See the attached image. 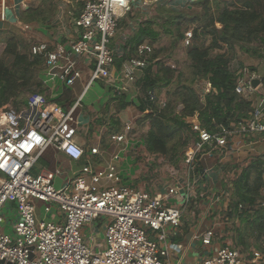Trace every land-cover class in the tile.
<instances>
[{"label":"built area","instance_id":"2783aa9c","mask_svg":"<svg viewBox=\"0 0 264 264\" xmlns=\"http://www.w3.org/2000/svg\"><path fill=\"white\" fill-rule=\"evenodd\" d=\"M157 2H86L72 20L75 36L54 47L34 44L30 46V55L43 57L46 82L59 80L71 86L81 78L83 68L91 67L83 93L95 81L104 82L116 92H124L122 79L133 81L136 70L144 71L155 62L151 60L153 47L150 43L136 46L134 54L114 75L112 40L119 22L134 8ZM2 4L4 6V2ZM192 38L191 31L184 34L186 47L191 45ZM253 79L262 86L263 79L259 75L243 68L234 87L235 94L249 103L247 117L227 125L215 124L212 132L200 125L197 114L191 118V131L195 136L183 154L182 180L171 178L165 193L152 194L123 183L112 162L96 169L87 163L59 188L53 185L54 179L61 175L59 170L39 175L31 173L48 147L70 161L84 156V148L75 140L76 113L83 93L69 108L50 102L40 93L30 95L22 108H0V260L11 264H167L164 258L168 246H161L160 242L166 239L165 228L180 226L184 211L196 193L197 181L191 176L199 168L201 156H208L212 150L222 155V150L228 146L236 150L241 139L257 142L256 138H264V93H256L258 86L252 87ZM148 98L153 103L155 96L148 92ZM131 131L132 124H126L125 132ZM110 139L117 143L126 141L125 135H112ZM89 153L99 156L98 146ZM112 160L118 161L119 157L115 155ZM244 168L245 165L240 164L226 172L223 180L226 188L232 187ZM206 172L210 173L211 167ZM35 202L42 204L45 216L58 211L62 221L37 220ZM8 203L13 204L17 212V221L10 233L1 226V209ZM237 208L252 215L254 208H264V201L238 204ZM228 210L229 203L225 202L219 217L204 231L202 245H211L220 227L228 222ZM95 221L103 226L102 239L97 243L90 238L88 243L83 229ZM149 233L156 240L151 239ZM199 264H264V252L224 245L204 256Z\"/></svg>","mask_w":264,"mask_h":264},{"label":"crops","instance_id":"0c3cea01","mask_svg":"<svg viewBox=\"0 0 264 264\" xmlns=\"http://www.w3.org/2000/svg\"><path fill=\"white\" fill-rule=\"evenodd\" d=\"M89 1L96 0H53V2L51 0L54 4V11L50 19L46 22H29L27 32L30 33L36 44L46 43L50 47H54L58 43L65 44L76 33V29L72 25L73 18L76 14H80L84 4ZM78 3L83 6L74 5ZM26 4V0H0V37H11L10 31L13 28L19 29L24 26L20 16L23 10L28 9ZM147 8L150 7H138L139 10L134 8V12L129 13L119 22V28L111 45L115 52L112 74H118L121 64L134 54L135 45L132 48V45L128 44L129 39L146 19L144 15ZM2 15L4 19L1 18ZM90 69L91 67H88V70L83 68L81 78L71 86H66L59 80L46 82L42 73L40 79L45 89L44 96L62 108H69L83 93V88L89 79ZM153 71H155V66ZM145 75V70H136L133 81L122 79L126 91L121 93L116 92L104 82H93L90 88L83 93L81 107L76 113L77 132L82 133L85 137L77 135L75 140L84 148V156L78 161H70L61 152L48 147L40 155L31 173L39 175L59 170L61 175L53 181L54 187L59 188L65 180L73 177L87 163L96 169L104 168L106 164L112 162L123 183L144 189L152 194L165 193V187L170 183V180L163 187L154 191L147 189L145 183L139 181L143 171L142 161L146 153L144 154L141 150L144 147V141L136 137L144 124L139 123L140 119L149 113L148 92L146 94L144 92ZM128 123L132 124L131 132H125V125ZM112 135H125L126 141L123 143L111 141ZM256 139L257 142L249 138L241 139L238 141L236 150L228 146L227 149L222 150V155L212 150L208 156H203L199 168L191 176L197 181V190L184 211L180 226L167 227L164 230L166 239L164 242H160V245L168 246V254L164 258L167 264H199L204 256L211 254L219 246L235 247L232 239L233 234L229 229L232 222L230 218L226 224L220 227L210 246L202 245L201 237L210 224H213L219 217L218 214L222 211L225 202L230 204L232 201L233 188H226L223 181L226 172L240 164L245 165L246 168L256 158H264V138ZM102 145L105 147L104 150L101 149ZM95 146L99 148V156H92L89 153V150ZM124 147H126L125 150H123ZM115 155L119 157L118 161L112 160ZM208 167H211L210 173L206 172ZM221 169L226 171L218 174L217 172ZM258 201H264V188L260 191L255 202ZM34 205L37 220L62 221V216L58 211L54 210L52 214L45 216L42 204L35 202ZM1 215L3 218L2 229L6 233H10L17 221L15 206L10 203L5 204L1 209ZM235 221V224H238V220ZM102 233L103 226L99 225L97 221L83 229L84 239L88 243H90V238L97 242V236H102ZM149 237L155 239L151 233H149ZM262 246H264V238Z\"/></svg>","mask_w":264,"mask_h":264},{"label":"trees","instance_id":"16d2710c","mask_svg":"<svg viewBox=\"0 0 264 264\" xmlns=\"http://www.w3.org/2000/svg\"><path fill=\"white\" fill-rule=\"evenodd\" d=\"M211 1L203 0V5L208 6ZM214 2H216V8L220 9L219 13L216 16L210 15L207 22L199 27L211 36L210 47L200 49L190 45L187 52L194 78H203L209 83V92L204 96V104L200 102L199 96L194 88L189 86L190 84L188 87L183 86V91L178 94L183 105L180 111L174 109L172 102H168L164 109L158 110L156 104L149 101V113L145 114L139 123L149 121L151 125L144 142L147 151L151 153L166 154L168 144L177 138L183 130L190 132L189 134L194 138L195 134L191 131L190 120L195 114L198 116L200 125L210 132L215 130V124L227 125L230 121H239L247 117L250 109L249 103L235 94L234 87L241 70L245 68L249 71L253 68L249 69L239 62L240 68L232 71L229 66L230 58L224 54L214 53L213 49L225 45L229 50L237 48L242 54L263 57L264 0H214ZM221 5L222 7H220ZM49 8L54 11L52 2L49 3ZM30 9L28 8L24 14H31ZM41 12V9H36L34 15H30L29 22H46L50 19L51 15L47 9L42 14ZM77 16L78 14L75 17ZM204 17L206 18V14ZM154 19L146 20L139 25L129 39L128 44L132 45V48L133 45L135 48L145 39H149L154 44L158 36L152 27ZM196 21H200L202 24L203 19L188 18V24H193ZM216 22L220 24V29L214 27ZM194 34L196 36V33ZM181 36L183 37V35ZM18 45L14 38L6 43L5 53L12 57L10 66L0 60V108L14 103L15 99L28 91H36V93L44 95V85L39 78V72L44 67L43 57L30 56L28 52L22 53L18 50ZM151 58H155V54ZM154 66L155 71H153ZM145 71V94L146 92L155 93V90L159 89L160 86H157V83L163 81L159 76L160 71L167 75L164 76L167 83L173 73L153 62ZM194 78L192 80L195 81ZM232 188V201L229 204L228 216L232 222L238 220V224L231 227L234 248L239 246L243 249L254 247L264 252V246H262L264 208H254L252 215L247 210L240 212L237 208L238 204H254L260 191L264 188V158L259 157L250 162L233 181Z\"/></svg>","mask_w":264,"mask_h":264},{"label":"rangeland","instance_id":"374dc122","mask_svg":"<svg viewBox=\"0 0 264 264\" xmlns=\"http://www.w3.org/2000/svg\"><path fill=\"white\" fill-rule=\"evenodd\" d=\"M26 1V6L28 8H31V14H24L27 9L21 12L20 20L21 23H24V26L19 29L13 28L10 31L11 37H0V60L7 66H10L12 64V57L5 53V46L7 41L11 38L16 39L19 44L18 50L22 53L28 52L30 55V46L36 44L30 33L27 32L28 23L29 20H31L30 15H34L36 9H41L42 12L47 9L50 15L53 14V10H50L49 8V3L51 2V0ZM74 5L81 6V3ZM152 5L148 6L150 8H147L146 10V13L144 15L146 16V19H144L143 23L146 20H153V18H155L152 27L153 30L158 33V36L156 41H154V44H152L149 39H145V42L150 43L153 47V52L155 54V58H153L155 59L154 63H158L160 64V66H163L164 68H167L173 72L168 83L166 78L164 77L167 75H164L163 71L159 72V76L163 81L157 83V86L160 87L158 90H155L156 94L153 92L155 96L154 103L156 104L158 110H162L166 107V104L168 102H172V106L174 107V109L176 111H180L183 108V105L179 100L178 94L180 93V91H183V86L188 87V85L190 84L189 86L193 87L197 95L199 96L200 102L204 104V96L207 94L209 85L207 80L203 78L195 79L191 72V68L189 66L190 63L187 57L188 48L190 46L186 47L184 45V34L189 31L193 33L191 46L193 45L200 49L209 48L211 45V36L199 27H202L207 22V19L210 15L216 16L219 13L220 9L218 10V8H216V2H214V0L211 1L208 6L203 5V0H158L156 4L157 6ZM220 7H222V5ZM137 9L138 7L136 8V10ZM132 12H134V10H132ZM205 14L206 18H203ZM190 17H195L197 19L202 18V24H200V21H196L193 24H188V18ZM214 27L217 29L221 28L220 24H218L217 22L214 23ZM194 33H196V36ZM181 35H183V37ZM213 52L228 56L230 58L229 66L231 67L232 71H236L240 68L238 66L239 62L243 63L249 69L253 68V70L249 71L255 73V75H259L263 79L262 86H258V88H256V91L257 93L259 91L261 94L264 93V56L260 58L242 54L239 49L233 48L232 50H229V48H227L225 45H222L221 48L213 49ZM44 69L45 68L43 67L40 70L39 78ZM193 78L195 79V81L192 80ZM191 80L192 82L190 83ZM34 93H36V91H28L19 98L15 99L16 101L14 103H9L3 107L12 109L22 108L23 106H25L24 102L26 103L28 97ZM150 127L151 125L149 121L144 122L136 138L142 139L145 142ZM189 133L187 130H183L177 138L172 140V142H170L167 146L168 150L166 154L151 153L147 151L145 143L143 142L144 147H142L141 150H143L144 154L146 153V155L145 157H143V171L139 178V181L145 183L147 189H151L153 191L157 190L159 187H163L164 184H167V182L173 177H175L177 181L182 180V172L184 169L183 154L193 139L192 135ZM77 135L85 137L80 132L76 133L75 138L77 137ZM184 142L186 143L183 144ZM101 149L104 150L105 147L102 145ZM225 171L226 170L221 169L217 173L219 174ZM235 222L236 221L230 223V230ZM101 237L102 236L100 235L97 236V242L101 241Z\"/></svg>","mask_w":264,"mask_h":264},{"label":"water","instance_id":"95a60500","mask_svg":"<svg viewBox=\"0 0 264 264\" xmlns=\"http://www.w3.org/2000/svg\"><path fill=\"white\" fill-rule=\"evenodd\" d=\"M258 84H259V81L257 80V79H253L252 81H251V85H252V87H257L258 86ZM0 264H11V263H9V262H5V261H3V260H0Z\"/></svg>","mask_w":264,"mask_h":264},{"label":"snow or ice","instance_id":"6c2138e0","mask_svg":"<svg viewBox=\"0 0 264 264\" xmlns=\"http://www.w3.org/2000/svg\"><path fill=\"white\" fill-rule=\"evenodd\" d=\"M121 3H123V0H121Z\"/></svg>","mask_w":264,"mask_h":264}]
</instances>
